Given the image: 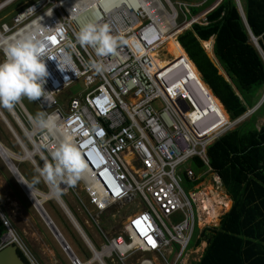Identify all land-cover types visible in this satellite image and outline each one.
<instances>
[{
    "label": "built area",
    "instance_id": "1",
    "mask_svg": "<svg viewBox=\"0 0 264 264\" xmlns=\"http://www.w3.org/2000/svg\"><path fill=\"white\" fill-rule=\"evenodd\" d=\"M17 1L5 0L0 11ZM191 7L171 0H26L0 23L1 47L4 40L40 26L47 29V36L55 37V42L49 41L53 53L70 56L72 68L63 72L54 59L46 61L50 72L46 98L36 100L43 113L53 115L72 133L88 165L75 185H60L62 202L61 196L70 194L84 209L90 206L96 212L118 202L137 203V209L125 217L119 236L100 248L87 237L92 258L81 262L75 255L72 264H102L100 258L123 262L127 255L139 252L159 254L167 262L164 251L172 257L170 264H188L193 239L204 228L217 226L226 210L227 193L209 164L207 148L232 122L218 126L221 117L190 72L187 57L175 60L166 52L168 33L179 14L188 25L184 30L193 23H207L202 15H192ZM87 19L109 24L112 33L127 43L98 57L75 38L81 21ZM93 61L105 70L92 69ZM79 82L82 90L67 104H59L55 95ZM7 110L30 145L38 148L41 164L43 158L50 160L59 136L41 130L29 136L34 119L21 100ZM19 114L31 125L29 132ZM199 160L203 165L196 170ZM31 162L35 169L40 167L36 160ZM174 215L180 216L176 222L171 219ZM0 218L6 236L10 235L1 238L0 248L15 244L29 264H36L8 218L3 214ZM67 218L79 232L74 216ZM149 237L154 243H149ZM136 262L154 264L143 257Z\"/></svg>",
    "mask_w": 264,
    "mask_h": 264
},
{
    "label": "trees",
    "instance_id": "2",
    "mask_svg": "<svg viewBox=\"0 0 264 264\" xmlns=\"http://www.w3.org/2000/svg\"><path fill=\"white\" fill-rule=\"evenodd\" d=\"M241 2L247 26L236 0H221L206 13V24L193 23L177 39L173 35L199 72H192L187 61L221 117L218 126L228 122V115L234 120L254 107L264 88V60L248 32L264 53V0ZM198 12L199 7H191L192 15ZM203 46L208 50L211 46L212 58ZM170 54L177 60L172 51ZM263 110L264 101L207 148L209 164L219 173L232 205L217 226L204 228L191 242L195 247L207 241L193 264H264V120L257 124ZM202 165L199 160L196 170ZM5 233L0 218V240ZM17 254L29 264L19 249Z\"/></svg>",
    "mask_w": 264,
    "mask_h": 264
},
{
    "label": "rangeland",
    "instance_id": "3",
    "mask_svg": "<svg viewBox=\"0 0 264 264\" xmlns=\"http://www.w3.org/2000/svg\"><path fill=\"white\" fill-rule=\"evenodd\" d=\"M4 1L5 0H0V4ZM25 1L26 0H19L9 5L6 10L0 11V23L7 21L8 16L16 9V7ZM171 1L183 2L192 6L199 7L198 15H201V13L208 11L218 2H220V0ZM239 2L241 5H243L241 0H239ZM176 7L178 8L177 5ZM242 13L244 14V10ZM175 24L176 25L174 27V32L180 29V31L176 33L177 37L179 33L183 32L186 21H184L182 16L179 14V17H177L175 20ZM190 28L191 27H188L187 29ZM166 46L167 54H170V51H172L173 54L177 56V59L181 58L180 55H182L184 59H186L187 57V61L191 66V71L199 73L194 64L190 61L186 52L184 53L182 51L177 40L173 39L172 37L167 41ZM3 58V52L0 51V60H2ZM82 88V83L79 82L71 85L61 94H56L55 96L58 103L61 105L67 104L68 100L76 96L78 92L82 90ZM263 92L264 88H261L259 90V93L262 95ZM21 102L32 117H34L36 113L42 112L36 100L29 101L27 98H21ZM0 110L10 123L7 124L0 115V143H2L3 146L13 152L15 157H21L24 155V151L21 148L22 143L29 150L34 149L28 141V136L23 134L22 130L18 127L17 123L9 114L7 108L0 106ZM248 114L249 112L244 118L242 117L241 119H239V121H237L236 119H230L228 115V120L232 122V124L228 126V130H231L239 122L246 119ZM263 114L264 113L258 116V125H261L263 123ZM19 116L24 121L25 128H27L29 132L31 130V125L28 124L26 117L22 114H19ZM32 158L34 159V161L36 160L37 164L40 167L43 166L37 154L33 153L31 159ZM12 162L15 164V166L18 168V171L28 183H32L34 178L39 177V174L36 172V169L31 164V162H29V159H13ZM33 187L38 189L42 193H49L48 188L43 181V178L36 179ZM23 189L24 188L19 180L17 181V179H15L14 175L8 169L7 163L4 162L0 156V213L5 214V216L8 218L13 233L22 242L26 252L32 255L36 264H72V261L69 258L68 254L52 234L51 230L41 217L40 213L33 205L30 196H27ZM61 197L64 203L67 205L71 214L79 223L78 226L84 231L86 237H88V239L93 244H95L96 248H100V245H102L103 243H107V240L119 236L121 234V228L125 217L137 209L136 202H118L111 205L103 212H96L95 210H92L90 206H87V210L84 209L70 194ZM37 199L40 200L38 196ZM42 206L45 212L48 214L49 218L59 229L58 231L63 235L65 241L70 245L73 253L77 256V258L81 262H86L91 259L92 253L89 250L87 243H85L81 233L77 231L73 223L69 220V218H67L66 214L64 213L61 206L57 203V201H55L53 198H49L42 202ZM171 219L173 222H176L180 219V216L174 215ZM5 234H7V229ZM4 237H2V239ZM203 245L204 244L202 243L200 244V246L190 248L188 264H191V262L194 261L193 259L195 258L198 260L199 255L202 253ZM163 254H165L166 257L168 256L167 259L169 261L166 262L165 260H163L159 254H140L139 252L137 254L134 253L133 255H127L126 257H124L123 262H120L118 260L114 262V258L104 259V262L105 264H137V258L143 257L152 260L154 264H170L172 257L170 258V255L167 251H164ZM92 264L98 263L94 262Z\"/></svg>",
    "mask_w": 264,
    "mask_h": 264
},
{
    "label": "clouds",
    "instance_id": "4",
    "mask_svg": "<svg viewBox=\"0 0 264 264\" xmlns=\"http://www.w3.org/2000/svg\"><path fill=\"white\" fill-rule=\"evenodd\" d=\"M46 32L47 29L36 26L18 37L3 41L0 47L4 55L0 60V106L10 109L21 98L29 101L46 98L45 85L50 76L47 60L54 59L61 72L72 68L68 53H53L49 46L51 38ZM75 38L80 46L93 48L98 57L114 53L119 43H127L123 36L112 33L109 24H100L94 19L81 21ZM90 67L97 72L105 70V66L96 61L91 62ZM33 119L38 130L59 136V143L50 152L51 159L43 158V166L36 169L38 178H43L50 192L58 195L60 185H75L87 171L88 165L78 150L72 133L61 127L53 115L38 112ZM38 178L27 184L31 192Z\"/></svg>",
    "mask_w": 264,
    "mask_h": 264
},
{
    "label": "water",
    "instance_id": "5",
    "mask_svg": "<svg viewBox=\"0 0 264 264\" xmlns=\"http://www.w3.org/2000/svg\"><path fill=\"white\" fill-rule=\"evenodd\" d=\"M236 2H237V6H238L239 13H240L243 21L246 24L245 17L243 16V14L241 12L242 9H241L239 0H236ZM246 26H247V24H246ZM248 32H249V37H250L251 42L257 48V50L259 51L260 55L262 56V58L264 60V53H263L262 49L260 48L259 44H258L259 47H257V43H256L257 38H255L253 36V34L250 32V30H248ZM263 101H264V94H262V96L260 97L259 101L257 102L256 106L253 109H256ZM0 115L2 116L3 120L7 124H10L9 121L7 120V118L5 117V115L1 113V110H0ZM245 115L240 116L236 120L239 121V119H241ZM12 165H13L12 168L14 169V171L12 169H10L9 167H8V169L11 171V173L14 175V177H15V179H17V181H18V178H17V176H16L15 173H17V175L20 177V180L22 181V178H21L22 176H21V173L18 171V168L14 164H12ZM23 185H24V183H23ZM23 190L25 191V193L27 194V196L28 195L30 196V199H31L33 205L35 206V208L37 209V211L40 213L41 217L43 218V220L45 221V223L47 224V226L49 227V229L51 230L52 234L55 236V238L57 239V241L60 243V245L65 250V252L68 254L69 258L72 261L75 262L76 261L75 254L69 248V246L66 243L65 239L62 237L61 233L58 231V229L56 228V226L53 223V221L49 218L48 214L45 212V210H44V208L42 206V202L43 201L41 199L40 200H37V198L35 196L32 198L31 195H30V191L29 190L26 191L25 188ZM56 197L61 200L59 194L56 195ZM61 202H62V200H61ZM62 204H63V206H65L63 202H62ZM74 223H75L76 227L78 228V230L81 232V229L77 225V223L76 222H74ZM6 235L7 234H5L4 236H6ZM0 264H25V262L18 256V254H17V246L15 244H8V245L0 248Z\"/></svg>",
    "mask_w": 264,
    "mask_h": 264
},
{
    "label": "bare ground",
    "instance_id": "6",
    "mask_svg": "<svg viewBox=\"0 0 264 264\" xmlns=\"http://www.w3.org/2000/svg\"><path fill=\"white\" fill-rule=\"evenodd\" d=\"M176 30V29H175ZM178 31H180V29L179 30H177L176 32H174V29L172 30V33L170 32V33H168V37H167V41L168 40H170L172 37H173V35H175ZM256 43H257V40H256ZM0 47H1V41H0ZM257 47H259L258 46V43H257ZM260 49V48H259ZM38 131V129L35 127V125H34V127H33V130L31 131V132H29V136L31 135V134H33V133H35V132H37ZM15 132V131H14ZM22 148V150L24 151V155L23 156H21V157H15L14 156V153L13 152H11L8 148H6L5 146H3V144L2 143H0V156H1V158H2V160L4 161V162H6L7 163V167H9L10 169H12L13 171H14V169L12 168V164H14L13 162H12V160L13 159H29V162H31V160L33 159H31V156H32V154L34 153V154H37V152H38V148L36 149H32V150H29L28 148H26L25 146H22L21 147ZM30 151H32V152H30ZM35 156V155H34ZM34 159H35V157H34ZM34 159H33V161H34ZM35 162V161H34ZM32 163V162H31ZM15 165V164H14ZM16 174V176H17V178H18V180H19V182L21 181L20 180V177L17 175V173H15ZM22 176V175H21ZM22 178V182L24 183V185H23V183H22V185H23V187L26 189V191L27 190H29L30 191V195H31V197L33 198L34 196L37 198V196L41 199H44L43 201H45V200H47V199H49V198H53L54 200H56L59 204H60V206L62 207V209L64 210V212L67 214L66 216H69V217H71L72 218V214L70 215V211H69V209L67 208V206H63V204H62V202H61V200L60 199H58L57 197H56V195H53L51 192H49V193H42L41 191H39L38 189H36V188H34L33 187V190H32V192H31V189H30V187L27 185L28 183H25L24 182V178H23V176L21 177ZM33 194V195H32ZM38 200V199H37ZM220 201V200H219ZM229 204H227V206H228ZM73 219V218H72ZM73 221L75 222V220L73 219ZM79 233H81V235H82V238H83V240L84 241H86L87 242V237H86V235L82 232V230H81V232L79 231ZM6 238H10V235L9 236H6ZM100 262L102 263V264H104V262H103V260L100 258ZM72 261V260H71Z\"/></svg>",
    "mask_w": 264,
    "mask_h": 264
},
{
    "label": "crops",
    "instance_id": "7",
    "mask_svg": "<svg viewBox=\"0 0 264 264\" xmlns=\"http://www.w3.org/2000/svg\"><path fill=\"white\" fill-rule=\"evenodd\" d=\"M218 3H219V2H218ZM218 3H217V4H218ZM239 3H240V2H239ZM217 4H216V5H217ZM216 5H214L211 9H213ZM240 6H241V9H242V12H243L242 5L240 4ZM192 7H196V6H192ZM211 9H209L208 11H210ZM208 11L203 12L204 14L201 13V15L205 18V15H206V13H207ZM197 14H198V13H197ZM242 14H243V13H242ZM243 16H245V15L243 14ZM210 41H211V45H212V43H213V38H212V37L210 38ZM250 41H251V40H250ZM201 43H202V41H201ZM202 45H203V44H202ZM203 47H204V46H203ZM210 47H211V46H210ZM204 48H205V47H204ZM205 49L207 50L208 54L210 53L209 56L212 58V56H213V55H212V49H211V48H210L209 50H208L207 48H205ZM199 75H200V74H199ZM200 77H201V75H200ZM201 79H202V78H201ZM263 94H264V92H263ZM261 96H262V95H261ZM215 98H216V97H215ZM216 100L218 101L217 98H216ZM258 101H259V100H258ZM218 103H219V101H218ZM256 104H257V103H256ZM255 106H256V105H255ZM255 106H254V107H255ZM254 107H252L251 109H248L247 112L244 113L243 115H245V114L247 115L248 111H249V113L252 112V111H254V110H255V109H253ZM252 109H253V110H252ZM250 110H251V111H250ZM246 115H245V116H246ZM245 116H244V117H245ZM244 117H243V118H244ZM222 182H223V181H222ZM223 186H224V184H223ZM224 188H225V186H224ZM225 191H226V193H227L226 188H225ZM226 198H227V201H226V210H225V212L228 211V210L230 209L231 205H232V199H231V197H230V195H229L228 193H227V197H226ZM215 199H216V197L213 196V200H215ZM227 204H229V205L227 206ZM225 212H224V213H225ZM1 214H2V213H0V215H1ZM3 215L5 216V214H3ZM56 228H57V227H56ZM57 229H58V228H57ZM58 230H59V229H58ZM61 235H62V234H61ZM62 237H63V235H62ZM0 241H1V240H0ZM66 243H67V242H66ZM202 243L204 244V245H203V248H202V252H203L204 248H205L206 245H207V241L202 240V241H201L198 245H196V246H200V244H202ZM67 244H68V243H67ZM68 246H69V248L72 250V248L70 247L69 244H68ZM196 246H195V247H196ZM72 252H73V251H72ZM200 255H201V254H200ZM200 255H199V256H200Z\"/></svg>",
    "mask_w": 264,
    "mask_h": 264
},
{
    "label": "snow or ice",
    "instance_id": "8",
    "mask_svg": "<svg viewBox=\"0 0 264 264\" xmlns=\"http://www.w3.org/2000/svg\"><path fill=\"white\" fill-rule=\"evenodd\" d=\"M51 39L53 42H55V37H52ZM148 240H149V243H154L151 237H149Z\"/></svg>",
    "mask_w": 264,
    "mask_h": 264
},
{
    "label": "flooded vegetation",
    "instance_id": "9",
    "mask_svg": "<svg viewBox=\"0 0 264 264\" xmlns=\"http://www.w3.org/2000/svg\"><path fill=\"white\" fill-rule=\"evenodd\" d=\"M24 182H25V183H28L25 179H24ZM20 183L22 184V181H20ZM28 184H29V183H28ZM41 199H42V198H41ZM42 200H44V199H42Z\"/></svg>",
    "mask_w": 264,
    "mask_h": 264
}]
</instances>
